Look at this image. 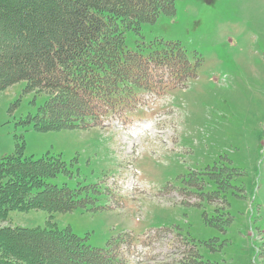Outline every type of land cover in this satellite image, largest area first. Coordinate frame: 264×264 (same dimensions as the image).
Segmentation results:
<instances>
[{
  "label": "rangeland",
  "instance_id": "obj_1",
  "mask_svg": "<svg viewBox=\"0 0 264 264\" xmlns=\"http://www.w3.org/2000/svg\"><path fill=\"white\" fill-rule=\"evenodd\" d=\"M174 10L126 29L125 45L144 42L145 54L180 42L201 58L184 87L138 88L132 110L44 131L49 94L18 81L0 90V158L18 146L34 159L61 154L69 171L47 181L80 201L54 222L103 249L130 237L120 264H174L184 247L203 264H264V0H175ZM48 215L12 210L0 225L45 227Z\"/></svg>",
  "mask_w": 264,
  "mask_h": 264
},
{
  "label": "trees",
  "instance_id": "obj_2",
  "mask_svg": "<svg viewBox=\"0 0 264 264\" xmlns=\"http://www.w3.org/2000/svg\"><path fill=\"white\" fill-rule=\"evenodd\" d=\"M174 1L0 0V90L24 80L29 89L47 92L37 126L55 131L99 124L108 112L134 108L138 88L184 87L201 58L190 59L180 42L156 40L145 54L144 42L136 49L125 45L126 29L138 31L142 23L174 13ZM22 149L0 158V222L12 210L40 208L49 215L45 227L0 225V264L127 261L120 248L132 244L130 237L103 249L70 226H57L54 214L70 212L80 201L77 190L47 181L68 172L67 165L61 154L34 159ZM46 243L61 247L51 250ZM180 254L174 264H203L193 247Z\"/></svg>",
  "mask_w": 264,
  "mask_h": 264
}]
</instances>
